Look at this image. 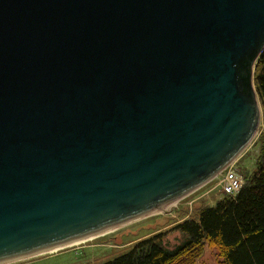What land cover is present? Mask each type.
Returning a JSON list of instances; mask_svg holds the SVG:
<instances>
[{
    "label": "water",
    "instance_id": "1",
    "mask_svg": "<svg viewBox=\"0 0 264 264\" xmlns=\"http://www.w3.org/2000/svg\"><path fill=\"white\" fill-rule=\"evenodd\" d=\"M264 0H0V264L177 201L262 113Z\"/></svg>",
    "mask_w": 264,
    "mask_h": 264
},
{
    "label": "trees",
    "instance_id": "2",
    "mask_svg": "<svg viewBox=\"0 0 264 264\" xmlns=\"http://www.w3.org/2000/svg\"><path fill=\"white\" fill-rule=\"evenodd\" d=\"M254 84L264 113V50L258 57ZM254 169L243 177L235 195H224L175 224L184 239L168 249L161 234L144 238L99 264H196L205 245L216 249L218 264H264V132ZM204 264V263H203Z\"/></svg>",
    "mask_w": 264,
    "mask_h": 264
},
{
    "label": "rangeland",
    "instance_id": "3",
    "mask_svg": "<svg viewBox=\"0 0 264 264\" xmlns=\"http://www.w3.org/2000/svg\"><path fill=\"white\" fill-rule=\"evenodd\" d=\"M263 132L264 113L262 110L254 138L232 163V168L241 176L242 180L254 169L260 145L262 148L260 138ZM223 196L219 177L215 176L211 182L175 202V206H165L164 209L150 212L144 218L130 223L125 222L126 225H123L125 223L120 224L115 227L116 229L105 230L103 234L98 233L83 242L3 264H99L127 252L137 241L156 234H161L158 240L164 247L172 249L184 239L183 234L174 229L175 224L193 217L201 207L213 205ZM217 252L216 249L205 245L196 264H218L220 257Z\"/></svg>",
    "mask_w": 264,
    "mask_h": 264
},
{
    "label": "built area",
    "instance_id": "4",
    "mask_svg": "<svg viewBox=\"0 0 264 264\" xmlns=\"http://www.w3.org/2000/svg\"><path fill=\"white\" fill-rule=\"evenodd\" d=\"M217 177H219V185L223 195H235L243 183L241 176L232 168V164L219 173Z\"/></svg>",
    "mask_w": 264,
    "mask_h": 264
},
{
    "label": "bare ground",
    "instance_id": "5",
    "mask_svg": "<svg viewBox=\"0 0 264 264\" xmlns=\"http://www.w3.org/2000/svg\"><path fill=\"white\" fill-rule=\"evenodd\" d=\"M262 108V107H261ZM149 214V213H148ZM148 214H145V215H143V216H140V217H137V218H135V219H133V220H131V221H129V222H127V223H130V222H133V221H135V220H138V219H140V218H144V217H146ZM123 225H126V223L125 224H123ZM122 225V226H123ZM113 229H116L115 227H113V228H111L109 231H111V230H113ZM106 233V232H105ZM102 234H103V232H102ZM85 240H87V239H83V240H80V241H78V242H75V243H72V244H70V245H73V244H77V243H79V242H83V241H85ZM68 246V245H67ZM57 248H55V249H50V251H54V250H56Z\"/></svg>",
    "mask_w": 264,
    "mask_h": 264
}]
</instances>
